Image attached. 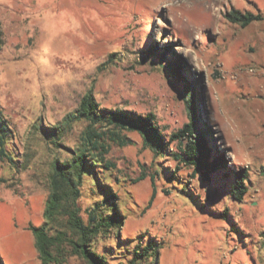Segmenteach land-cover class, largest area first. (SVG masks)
<instances>
[{
  "label": "rangeland",
  "instance_id": "374dc122",
  "mask_svg": "<svg viewBox=\"0 0 264 264\" xmlns=\"http://www.w3.org/2000/svg\"><path fill=\"white\" fill-rule=\"evenodd\" d=\"M200 1L0 0V107L18 161L0 159V264H41L28 227L43 221L51 162L71 156L87 122L53 142L45 128L91 91L101 107L153 112L168 138L188 121V83L200 93L211 147L224 153L221 170L204 180L173 155L155 156L137 131L123 132L127 143L108 154L112 177L89 168L84 177L83 206L114 193L124 217L117 237H98L93 248L109 264H127L151 240L158 264H264V19L242 26L228 17L264 14V0ZM177 60L186 79L173 70ZM241 168L249 182L240 201L230 172Z\"/></svg>",
  "mask_w": 264,
  "mask_h": 264
},
{
  "label": "trees",
  "instance_id": "16d2710c",
  "mask_svg": "<svg viewBox=\"0 0 264 264\" xmlns=\"http://www.w3.org/2000/svg\"><path fill=\"white\" fill-rule=\"evenodd\" d=\"M228 17L233 22L247 26L254 21L263 20L264 14L233 10ZM1 34L0 30V36ZM156 50L158 49L154 47L150 53L153 54ZM164 57L162 54V58ZM174 65V72L186 79L184 63L177 60ZM199 96L200 93L194 84L188 83L185 86L184 100L188 121L168 138L157 124L153 112L139 114L130 110L101 107L91 91L82 96L78 107L66 114L58 125L45 128V135L53 142L54 139L65 135L66 130L76 121L87 122L81 133L80 144L71 150V156L67 159L56 157L51 162L48 176L49 192L45 200L43 221L39 225L30 223L28 227L33 234L41 264H65L71 256H78L84 264H109L106 256L93 248V242L98 237H109L112 233L117 237L115 230L119 229L124 221L117 202L114 208L110 203L117 195L113 193L112 196H105L86 207L83 206L81 198L88 168L89 172L97 170L112 177L116 164L108 154L114 144L127 143L123 132L137 131L144 145L155 156L173 155L176 161L200 173L204 180L210 181L212 174L221 170L224 153L217 148L215 151L210 146L213 131L202 120V113L197 106ZM14 137V130L8 126L7 115L0 107V159L17 164L18 161L9 147L13 144ZM173 142H177V151L174 152L170 147ZM230 173L233 175L231 195L241 201L248 192L249 170L241 168ZM229 174L226 173L225 176ZM146 176V173L140 174L133 179V183ZM150 177L154 185V176ZM155 194L154 187L149 204L152 203ZM159 249L160 246H157L154 240L145 245L136 244L127 264H139L151 258L154 259L153 264H158Z\"/></svg>",
  "mask_w": 264,
  "mask_h": 264
},
{
  "label": "bare ground",
  "instance_id": "6f19581e",
  "mask_svg": "<svg viewBox=\"0 0 264 264\" xmlns=\"http://www.w3.org/2000/svg\"><path fill=\"white\" fill-rule=\"evenodd\" d=\"M207 1L208 0H202V1H200L199 3H202V5L204 4L205 5V2L207 3ZM192 2V1H191ZM197 4V2L196 1H194V3H193V5H196ZM208 6V5H207ZM206 9H208L209 8V6L208 7H205ZM211 9V8H210Z\"/></svg>",
  "mask_w": 264,
  "mask_h": 264
},
{
  "label": "water",
  "instance_id": "95a60500",
  "mask_svg": "<svg viewBox=\"0 0 264 264\" xmlns=\"http://www.w3.org/2000/svg\"><path fill=\"white\" fill-rule=\"evenodd\" d=\"M200 124V120H198V125ZM210 146H211V143H210Z\"/></svg>",
  "mask_w": 264,
  "mask_h": 264
}]
</instances>
